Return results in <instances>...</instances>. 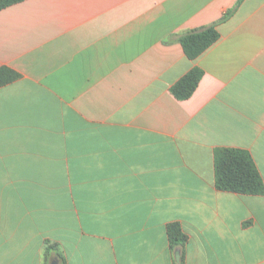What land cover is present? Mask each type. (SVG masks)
<instances>
[{
    "label": "crops",
    "instance_id": "crops-1",
    "mask_svg": "<svg viewBox=\"0 0 264 264\" xmlns=\"http://www.w3.org/2000/svg\"><path fill=\"white\" fill-rule=\"evenodd\" d=\"M2 67L0 264H50L48 241L66 264H176L171 223L185 264H264V195L215 171L243 150L264 181V0H26L0 11Z\"/></svg>",
    "mask_w": 264,
    "mask_h": 264
},
{
    "label": "trees",
    "instance_id": "trees-1",
    "mask_svg": "<svg viewBox=\"0 0 264 264\" xmlns=\"http://www.w3.org/2000/svg\"><path fill=\"white\" fill-rule=\"evenodd\" d=\"M24 1L26 0H0V11ZM219 39L220 33L218 30L215 27H209L203 31L189 32L183 35L180 41L187 57L196 60ZM203 74L201 68H194L171 88L172 94L179 100L191 98ZM20 77V74L16 71L8 67H2L0 68V87L8 85ZM215 171L216 187L220 191L241 195H264V181L251 155L246 151L236 149L219 150L216 154ZM167 234L170 247L175 253L188 242V236L179 223L169 224ZM56 257L59 259L60 264H66L57 245L49 241L46 242V261ZM176 264H185L183 252L180 261Z\"/></svg>",
    "mask_w": 264,
    "mask_h": 264
},
{
    "label": "water",
    "instance_id": "water-1",
    "mask_svg": "<svg viewBox=\"0 0 264 264\" xmlns=\"http://www.w3.org/2000/svg\"><path fill=\"white\" fill-rule=\"evenodd\" d=\"M175 259H176L177 262L180 261V259H181V253H180V250H178V251L176 252V254H175ZM50 264H60V261H59V259L56 257V258H54V259L51 261Z\"/></svg>",
    "mask_w": 264,
    "mask_h": 264
}]
</instances>
